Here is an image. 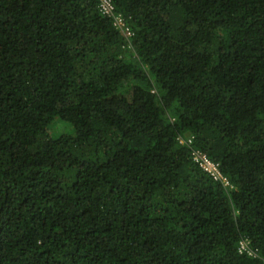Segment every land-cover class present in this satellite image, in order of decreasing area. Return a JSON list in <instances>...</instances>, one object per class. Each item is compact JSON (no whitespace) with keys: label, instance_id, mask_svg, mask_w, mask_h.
Wrapping results in <instances>:
<instances>
[{"label":"trees","instance_id":"1","mask_svg":"<svg viewBox=\"0 0 264 264\" xmlns=\"http://www.w3.org/2000/svg\"><path fill=\"white\" fill-rule=\"evenodd\" d=\"M113 2L0 0V264H264V0Z\"/></svg>","mask_w":264,"mask_h":264},{"label":"built area","instance_id":"2","mask_svg":"<svg viewBox=\"0 0 264 264\" xmlns=\"http://www.w3.org/2000/svg\"><path fill=\"white\" fill-rule=\"evenodd\" d=\"M99 10L104 16L112 20L114 27L127 39L130 46L134 33L127 19L116 11L113 0H99ZM193 155L194 161L204 172L210 175L216 182L221 183L224 187L232 188L230 180L221 172L219 164L215 163L207 155L199 151L193 152ZM240 252L256 257L255 251L249 247L248 243L245 241L240 243Z\"/></svg>","mask_w":264,"mask_h":264},{"label":"rangeland","instance_id":"3","mask_svg":"<svg viewBox=\"0 0 264 264\" xmlns=\"http://www.w3.org/2000/svg\"><path fill=\"white\" fill-rule=\"evenodd\" d=\"M52 131L54 133H62L66 131V126L61 123H56L52 126Z\"/></svg>","mask_w":264,"mask_h":264}]
</instances>
